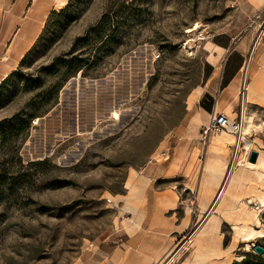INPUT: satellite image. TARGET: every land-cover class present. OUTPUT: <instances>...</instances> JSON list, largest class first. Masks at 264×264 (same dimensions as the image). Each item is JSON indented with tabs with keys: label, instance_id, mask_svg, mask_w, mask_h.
<instances>
[{
	"label": "rangeland",
	"instance_id": "rangeland-1",
	"mask_svg": "<svg viewBox=\"0 0 264 264\" xmlns=\"http://www.w3.org/2000/svg\"><path fill=\"white\" fill-rule=\"evenodd\" d=\"M67 2L0 0V73L14 71L0 85V264H123L148 239L168 247L154 264H264L252 251L264 237L246 248L237 213L204 224L217 185L201 188L222 152L204 130L215 111L241 117L264 62V0H76L51 14ZM246 109L264 152V108ZM131 173L152 185L138 214ZM251 174L238 192L249 212L264 180ZM258 213L246 223L264 231ZM207 227L217 254L199 259L189 240Z\"/></svg>",
	"mask_w": 264,
	"mask_h": 264
},
{
	"label": "bare ground",
	"instance_id": "bare-ground-1",
	"mask_svg": "<svg viewBox=\"0 0 264 264\" xmlns=\"http://www.w3.org/2000/svg\"><path fill=\"white\" fill-rule=\"evenodd\" d=\"M196 28L197 26H195L193 30H195ZM251 58L252 55L250 54L249 58H247V60L244 62L241 68L245 79H246V75L248 74ZM7 76L8 73L5 74L2 80ZM246 82L247 81L244 82V86L242 87V94H243L241 101V119H242V127H243L242 132L237 138L234 136V134L224 131L219 133L218 136H215V138L212 139L213 140L212 145H214L217 148V150L219 149V147L222 148L220 150L223 152V154L222 152H219L217 153L219 157L218 159H215V161L209 160L205 162V164H203L202 169L204 170L205 173L212 172L213 182L203 181L201 184V188H202V193L204 195L206 196L212 195L211 193L214 191L213 188L216 186L218 178L221 177V180L217 186V190L212 195L210 207L209 209H207V216H206L207 220L205 221L204 224H206L210 218L218 215V212H220L219 214H224L225 216H231L232 214L237 213L238 216H241L246 221L240 226H234V229L236 234H238L239 238L247 242L245 243V245L246 248H248L249 246H251L248 243L250 242V240H252L253 238L264 237V231L257 230L254 227H252L250 223H246L247 221H251L257 224L259 223L258 212L264 210V180H263L264 177H260V180H263L262 182L263 187H261L259 189V192H257V194L255 195V200L258 201L259 211L252 210L251 212H249L246 209L247 204L242 201L238 192L241 190L240 187H244V186L245 187L248 186V188L254 187V184L257 180L251 174L252 167L258 166L264 175V152L261 151L262 147L260 145H256L255 141L249 139L251 133L253 131L254 132L258 131L261 125L255 124L253 114L251 115L250 113L247 112L246 106H248L249 102L246 99ZM117 116L118 114L116 112H113V117L117 118ZM262 126H264V122ZM239 139L244 144L243 148H240L236 144L237 140ZM251 146L253 148H250ZM241 149H246V150L240 153ZM251 149L255 150L258 153L257 160L255 163L250 162L249 159L247 158V153L251 152L252 151ZM227 150L228 151L230 150L231 152V156L228 160V164L220 160V156L223 155L225 157V153H226L225 151ZM244 157H246L245 163H243ZM215 171L217 172L215 173ZM255 173L261 174L258 171H256ZM233 180L235 181L233 182ZM126 186H127L126 188L129 189L131 195L132 192L136 189L135 176L133 173L129 175ZM256 189L258 188L256 187ZM251 201L252 198L250 199L249 202ZM194 238L189 240V242L192 243L194 241ZM196 240L198 241L197 242L198 252L196 253L199 259L208 258L209 256L207 255V253L212 252V254H217V251L214 249V247H212L211 249L208 248L209 252L207 251L201 252L200 248L202 249V247L205 246L206 241L203 240V243L200 244L198 237L196 238ZM169 262H171V260Z\"/></svg>",
	"mask_w": 264,
	"mask_h": 264
},
{
	"label": "crops",
	"instance_id": "crops-1",
	"mask_svg": "<svg viewBox=\"0 0 264 264\" xmlns=\"http://www.w3.org/2000/svg\"><path fill=\"white\" fill-rule=\"evenodd\" d=\"M250 67V66H249ZM11 70L5 73H0V81L5 76V74L9 73ZM246 99L249 102V107H255V108H264V62L261 60L253 65L250 69V79L248 82H246ZM221 180V177L218 178L216 185L218 186L219 182ZM235 180H233L234 182ZM136 189L132 192L130 195L129 189L128 195L130 198L127 199L128 206L130 207V211L136 212L137 214L142 210V207L144 206L145 197L149 196V192L151 189V184H138L135 182ZM155 195V199H156ZM161 202H165L162 197L159 198ZM213 230L209 227L204 228L200 231V233L197 234V236L194 238L193 245L197 250L198 241L196 238L198 237L200 244L203 243V240H205V246L200 248L201 252H209V249L212 247H215L217 249V244L213 245L212 243L209 244V242L213 241ZM215 242V241H214ZM213 242V243H214ZM138 242H133L134 245H136ZM140 247L138 249H131L128 254L130 258L126 260L123 264H154L157 262L159 255H162L166 250H168V247L166 250L160 249L157 250V246H155L152 241L150 242V239L140 241ZM209 248V249H208ZM159 249V248H158ZM209 257H213L216 254L207 253ZM211 255V256H210ZM222 264H230L229 262H223Z\"/></svg>",
	"mask_w": 264,
	"mask_h": 264
},
{
	"label": "built area",
	"instance_id": "built-area-1",
	"mask_svg": "<svg viewBox=\"0 0 264 264\" xmlns=\"http://www.w3.org/2000/svg\"><path fill=\"white\" fill-rule=\"evenodd\" d=\"M247 77V75H246ZM242 119L241 117L239 118H233L230 119L229 116H227L223 112H213L211 116V120L209 123V126L204 130V133L207 134H218L224 131L230 132L234 134L235 137H239V135L242 132ZM242 141L239 139L237 140V145L242 148ZM250 151V150H249ZM250 152L247 153V158L249 157Z\"/></svg>",
	"mask_w": 264,
	"mask_h": 264
},
{
	"label": "trees",
	"instance_id": "trees-1",
	"mask_svg": "<svg viewBox=\"0 0 264 264\" xmlns=\"http://www.w3.org/2000/svg\"><path fill=\"white\" fill-rule=\"evenodd\" d=\"M75 2H76V0H68L66 6L62 7L58 12L52 10V11H51V14L58 15V14H60V13L66 12L67 10H69V9L73 6V4H74ZM107 24H109V23L104 22V19H102V20L99 22V24L96 26L97 28H96V29H95V28H92V29H94L95 32H98V33H99V32L104 28V25H107ZM109 25H110V24H109ZM114 31H115V30H114ZM86 37H87V36H86ZM86 37H84V38H86ZM82 39H83V38H82ZM80 62H82V60H81ZM13 73H14V71L10 72L9 75H11V74H13ZM9 75H8L6 78H4V79L0 82V85H2V84L6 81V79L9 77Z\"/></svg>",
	"mask_w": 264,
	"mask_h": 264
},
{
	"label": "water",
	"instance_id": "water-1",
	"mask_svg": "<svg viewBox=\"0 0 264 264\" xmlns=\"http://www.w3.org/2000/svg\"><path fill=\"white\" fill-rule=\"evenodd\" d=\"M258 153L256 151H251L248 157L250 162H255L257 159ZM252 251L255 252L257 255H261L264 251V248L260 245H253Z\"/></svg>",
	"mask_w": 264,
	"mask_h": 264
}]
</instances>
